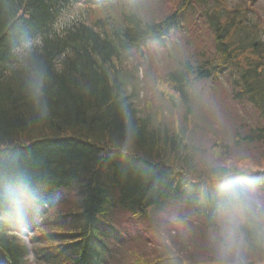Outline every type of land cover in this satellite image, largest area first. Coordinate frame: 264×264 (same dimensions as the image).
I'll use <instances>...</instances> for the list:
<instances>
[{"label":"trees","instance_id":"obj_1","mask_svg":"<svg viewBox=\"0 0 264 264\" xmlns=\"http://www.w3.org/2000/svg\"><path fill=\"white\" fill-rule=\"evenodd\" d=\"M138 1L86 0L62 21L79 0H0V264H109L114 243H127L112 224H148L150 211L168 205L215 229L211 176L231 152L263 162L242 172L228 165L264 203V38L245 1L171 0L150 17ZM170 39L186 50L164 82L172 93L164 104L184 108L180 125L127 90V56ZM224 74L232 99L253 108L254 124L207 147L185 126L189 87ZM125 212L135 217L120 219ZM263 244L249 234L244 251L260 254Z\"/></svg>","mask_w":264,"mask_h":264},{"label":"rangeland","instance_id":"obj_2","mask_svg":"<svg viewBox=\"0 0 264 264\" xmlns=\"http://www.w3.org/2000/svg\"><path fill=\"white\" fill-rule=\"evenodd\" d=\"M228 1L233 2L232 0ZM241 1H245L246 14L254 18L258 30L261 31L260 36L264 38V0ZM170 2L171 0H141L136 3V8L141 15L157 16L165 14L172 7L168 4ZM83 10L79 3L71 5L63 13L62 21L69 20L70 17L76 16ZM94 10L95 8L92 11L89 10L90 16L97 13L94 14ZM183 22L185 23V20ZM189 22V19H186V23ZM196 27L200 28V24L198 23ZM173 43L174 41L170 39L166 46L147 45L143 47L141 53L132 51L127 56L125 67L128 71L129 82L131 80L127 90L130 93V89H132L138 105L148 106L146 109L153 111L152 114L157 113L159 118L162 113L161 119L165 121L167 115L168 119H174L178 123L177 125H180L179 119L181 120L184 115L183 106L164 104V102L172 100L170 97L172 93L164 83L165 76L179 66V62L185 58L186 53L184 47L182 48L183 44ZM227 80L228 76L225 74L217 75L195 80L189 87L192 103L185 126L187 131L194 128L198 135L194 134V137H197L195 140L197 142L201 140L202 143L207 144V147L211 145L213 139L223 136L226 137L225 139H230L235 132L242 131L244 133L248 126L254 124L253 108L247 103L240 104L232 99ZM247 122L249 124H246ZM196 123H199L200 126ZM197 126L201 128L199 129ZM209 150L206 159H214V154L211 149ZM260 160L253 159L248 152L242 151L231 152L229 156L226 155V158L219 159V162H224L223 164H229L232 167L255 169L263 163ZM171 207L168 205L163 209L150 211L148 224L145 221L143 223L128 222L126 218V223L123 222L124 230L117 231L115 229L117 225L111 223L114 225L111 228L123 237L124 243H127L120 250L117 248L120 241L114 243L115 248L110 250L109 264L112 259L123 256L124 262L131 263L132 259H141L140 264H153L152 261H157V264H216V244L213 240L216 229H204L197 226V219L191 214V210L184 206H178L179 210L176 211ZM127 216L135 217L129 213L126 215L125 212L120 215V219L123 220ZM178 217H183L186 220L175 222ZM109 221L113 222V219H109ZM178 228L181 233H178ZM35 230L36 228L30 229L28 233H24V237L34 233ZM173 238H175L174 242ZM176 238L178 239L176 240ZM262 246L264 250V244ZM161 248L168 249L167 256L158 255L157 251ZM135 254L136 258H134ZM242 256L245 264H248L249 261L253 264H264V252L258 254L243 251Z\"/></svg>","mask_w":264,"mask_h":264},{"label":"clouds","instance_id":"obj_3","mask_svg":"<svg viewBox=\"0 0 264 264\" xmlns=\"http://www.w3.org/2000/svg\"><path fill=\"white\" fill-rule=\"evenodd\" d=\"M237 166L236 171H245ZM213 214L216 264H245L242 253L249 234L264 243V203L250 191L225 164L213 169Z\"/></svg>","mask_w":264,"mask_h":264},{"label":"bare ground","instance_id":"obj_4","mask_svg":"<svg viewBox=\"0 0 264 264\" xmlns=\"http://www.w3.org/2000/svg\"><path fill=\"white\" fill-rule=\"evenodd\" d=\"M85 2L86 0H79V4L82 6L83 9L86 7Z\"/></svg>","mask_w":264,"mask_h":264}]
</instances>
